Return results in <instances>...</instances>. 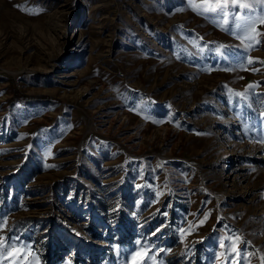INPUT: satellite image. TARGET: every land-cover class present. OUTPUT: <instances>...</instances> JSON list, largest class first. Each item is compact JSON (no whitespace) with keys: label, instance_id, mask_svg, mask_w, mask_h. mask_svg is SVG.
<instances>
[{"label":"rangeland","instance_id":"rangeland-1","mask_svg":"<svg viewBox=\"0 0 264 264\" xmlns=\"http://www.w3.org/2000/svg\"><path fill=\"white\" fill-rule=\"evenodd\" d=\"M0 264H264V0H0Z\"/></svg>","mask_w":264,"mask_h":264},{"label":"snow or ice","instance_id":"snow-or-ice-1","mask_svg":"<svg viewBox=\"0 0 264 264\" xmlns=\"http://www.w3.org/2000/svg\"><path fill=\"white\" fill-rule=\"evenodd\" d=\"M222 7H223V6H221V10H222ZM245 7H246V5H245Z\"/></svg>","mask_w":264,"mask_h":264}]
</instances>
